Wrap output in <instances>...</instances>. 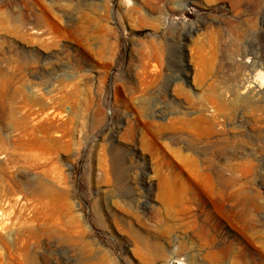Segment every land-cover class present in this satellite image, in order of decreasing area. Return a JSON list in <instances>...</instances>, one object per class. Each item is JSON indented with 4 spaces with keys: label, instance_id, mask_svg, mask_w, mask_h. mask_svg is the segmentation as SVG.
<instances>
[{
    "label": "rangeland",
    "instance_id": "rangeland-1",
    "mask_svg": "<svg viewBox=\"0 0 264 264\" xmlns=\"http://www.w3.org/2000/svg\"><path fill=\"white\" fill-rule=\"evenodd\" d=\"M254 80L264 0H0V264H264Z\"/></svg>",
    "mask_w": 264,
    "mask_h": 264
},
{
    "label": "bare ground",
    "instance_id": "bare-ground-1",
    "mask_svg": "<svg viewBox=\"0 0 264 264\" xmlns=\"http://www.w3.org/2000/svg\"><path fill=\"white\" fill-rule=\"evenodd\" d=\"M246 62V61H245ZM249 62L247 61L246 64H248ZM253 84H255V87L259 89V91H264V84H258L255 80L252 82ZM251 84L249 83V81H246L244 83V89H247L248 87H250Z\"/></svg>",
    "mask_w": 264,
    "mask_h": 264
}]
</instances>
